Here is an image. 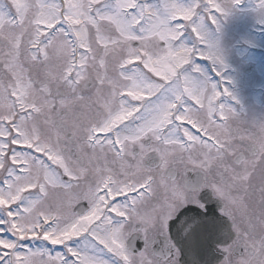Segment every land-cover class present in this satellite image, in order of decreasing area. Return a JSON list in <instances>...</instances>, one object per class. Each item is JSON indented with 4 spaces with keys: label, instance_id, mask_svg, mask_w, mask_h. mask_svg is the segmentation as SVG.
Returning a JSON list of instances; mask_svg holds the SVG:
<instances>
[{
    "label": "snow or ice",
    "instance_id": "snow-or-ice-1",
    "mask_svg": "<svg viewBox=\"0 0 264 264\" xmlns=\"http://www.w3.org/2000/svg\"><path fill=\"white\" fill-rule=\"evenodd\" d=\"M242 3L0 0V232L16 237L0 264H68L25 240L72 264H176L168 223L201 193L231 222L222 264H264V124L234 127L220 91Z\"/></svg>",
    "mask_w": 264,
    "mask_h": 264
},
{
    "label": "rangeland",
    "instance_id": "rangeland-1",
    "mask_svg": "<svg viewBox=\"0 0 264 264\" xmlns=\"http://www.w3.org/2000/svg\"><path fill=\"white\" fill-rule=\"evenodd\" d=\"M180 2L188 4L189 0ZM147 3L158 7L161 0H147ZM253 4L254 0H243L225 22L220 36L222 57L227 65L220 89L223 91L227 87L231 93L230 97L221 99L225 100V105L233 109L239 118L236 120L237 126L233 123L234 127H239L245 134L255 131V126L264 124V21ZM231 100L238 102V110L231 106ZM6 219L0 213V220ZM0 238L9 242L16 241V237L7 231L0 232ZM19 245L16 251L20 253L25 252L23 249L41 250L40 240H25L19 242ZM111 260L110 258L109 261Z\"/></svg>",
    "mask_w": 264,
    "mask_h": 264
},
{
    "label": "water",
    "instance_id": "water-1",
    "mask_svg": "<svg viewBox=\"0 0 264 264\" xmlns=\"http://www.w3.org/2000/svg\"><path fill=\"white\" fill-rule=\"evenodd\" d=\"M201 201L206 212L188 207L171 223V237L181 253V264H219L224 254L218 248L231 243V222L220 215L221 204L205 193Z\"/></svg>",
    "mask_w": 264,
    "mask_h": 264
},
{
    "label": "flooded vegetation",
    "instance_id": "flooded-vegetation-1",
    "mask_svg": "<svg viewBox=\"0 0 264 264\" xmlns=\"http://www.w3.org/2000/svg\"><path fill=\"white\" fill-rule=\"evenodd\" d=\"M225 101V100H224ZM231 106H234L237 110L239 109V104L238 102L236 101H232L231 100ZM217 119H219V117H217ZM233 123H235V126H237V121H234ZM234 126V125H233ZM204 193H201V197ZM201 197L199 198L198 200V203H188L186 207H183L181 208L177 214L175 215V217L173 219H171L168 223V227H167V236L170 238L168 243L170 245H172L174 247V254H175V259H176V264H181L180 262V258H181V254L180 252L178 251V249L176 248L173 240H172V237H171V223L177 218V216L183 211L185 210L186 208L188 207H193V208H197V209H200L201 211L203 212H206V207H205V204L202 203L201 201ZM213 197V196H212ZM213 199L216 200L215 197H213ZM200 205H203L202 207ZM87 209V204L86 203H83L81 205L78 206V210L79 211H84ZM220 215L224 218H227L225 217L224 215H222V210L220 212ZM228 219V218H227ZM134 244H135V247L137 249H141L143 247V242L139 239L135 240L134 241ZM40 246H41V250L45 251V252H49L51 253V255L53 257H56V256H62V257H65L67 260H68V264H72V257L68 254L67 252V248L65 246H62V245H57V246H53L51 244H49L48 242L46 241H43V240H40ZM68 247H71L73 250H79V251H84V250H92L93 248H95V251L98 253V254H101L104 256L105 259L107 260H110V258L112 259V257L108 256L106 253H101L100 252V249L98 247H96L94 245V242H92L90 239L88 238H80V239H74L70 242H68ZM159 247V245H158ZM223 248H218L219 252L223 254ZM223 261V260H222ZM222 261L219 263V264H222Z\"/></svg>",
    "mask_w": 264,
    "mask_h": 264
}]
</instances>
